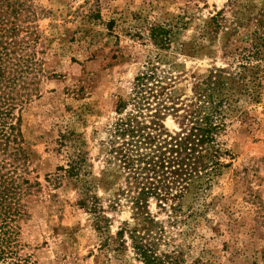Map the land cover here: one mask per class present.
<instances>
[{
  "label": "rangeland",
  "instance_id": "1",
  "mask_svg": "<svg viewBox=\"0 0 264 264\" xmlns=\"http://www.w3.org/2000/svg\"><path fill=\"white\" fill-rule=\"evenodd\" d=\"M152 25L170 30L167 48L153 43ZM0 40L22 57L15 114L29 156L11 172L19 213L6 261L144 264L119 233L136 227L178 264H264V0H0ZM151 63L172 133L185 128L195 86L222 74L218 142L229 154L207 188L163 204L150 197L148 222L110 147L117 104Z\"/></svg>",
  "mask_w": 264,
  "mask_h": 264
},
{
  "label": "trees",
  "instance_id": "2",
  "mask_svg": "<svg viewBox=\"0 0 264 264\" xmlns=\"http://www.w3.org/2000/svg\"><path fill=\"white\" fill-rule=\"evenodd\" d=\"M169 36L166 26H151L150 37L159 47L169 46ZM9 45L8 41L0 40V260L2 264H20L6 261L9 221L19 213L20 184L11 172L26 165L29 156L23 145L21 115L15 114L17 105L23 102L21 97L25 96L20 92L25 86L17 88L23 80L22 57L15 55L16 50ZM156 69L151 63L146 71L136 75L130 101L118 102L119 117L112 124L110 147L134 192L136 215L148 222L152 220L146 211L150 197L163 204L171 196L181 197L190 188H207L228 165L222 157L229 154L218 142L226 126L223 101L219 99L222 74H210L195 86L181 115L185 128L172 133L163 123L164 112L170 109L167 104L170 97L166 96L161 81L155 85ZM129 103L132 108L127 110ZM81 164L82 158L73 160L66 169L69 176H76ZM126 231L144 264H178L173 257L158 255L136 227L122 228L119 233Z\"/></svg>",
  "mask_w": 264,
  "mask_h": 264
}]
</instances>
